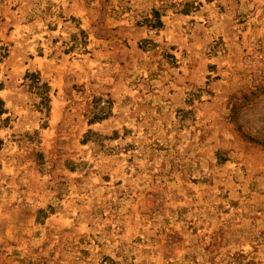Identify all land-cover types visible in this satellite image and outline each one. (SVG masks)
<instances>
[{"label": "rangeland", "instance_id": "374dc122", "mask_svg": "<svg viewBox=\"0 0 264 264\" xmlns=\"http://www.w3.org/2000/svg\"><path fill=\"white\" fill-rule=\"evenodd\" d=\"M0 264H264V0H0Z\"/></svg>", "mask_w": 264, "mask_h": 264}, {"label": "trees", "instance_id": "16d2710c", "mask_svg": "<svg viewBox=\"0 0 264 264\" xmlns=\"http://www.w3.org/2000/svg\"><path fill=\"white\" fill-rule=\"evenodd\" d=\"M2 106H3V103H2V101L0 100V113L2 112Z\"/></svg>", "mask_w": 264, "mask_h": 264}]
</instances>
